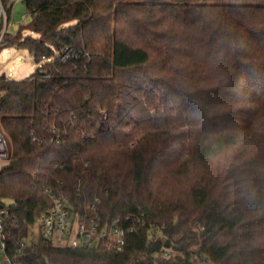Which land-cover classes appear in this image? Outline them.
<instances>
[{
    "label": "trees",
    "instance_id": "1",
    "mask_svg": "<svg viewBox=\"0 0 264 264\" xmlns=\"http://www.w3.org/2000/svg\"><path fill=\"white\" fill-rule=\"evenodd\" d=\"M25 3L27 33L3 49L53 61L0 75L13 236L60 182L136 229L122 253L40 243L26 264H264V219L249 205L264 187V0ZM65 47L80 57L60 63Z\"/></svg>",
    "mask_w": 264,
    "mask_h": 264
},
{
    "label": "built area",
    "instance_id": "2",
    "mask_svg": "<svg viewBox=\"0 0 264 264\" xmlns=\"http://www.w3.org/2000/svg\"><path fill=\"white\" fill-rule=\"evenodd\" d=\"M28 0H0V48L7 35L14 36L13 12L18 2ZM80 54L71 47H65L58 55L60 63L78 59ZM47 59L46 62H52ZM42 67V65L40 66ZM42 78L49 79L51 70L41 69ZM57 133V129L52 127ZM52 140L60 141L59 134ZM32 141L40 143L37 136ZM10 149L0 121V173L8 164ZM81 183V181H80ZM49 205L43 210L21 239H15L12 228L15 226L11 216V204L0 199V264H26L31 252L40 248V243L62 248L104 249L122 253L125 251L127 234L134 232V226H126L121 218L104 219L99 205L100 199L80 205L66 193L62 182L57 188H47ZM79 199L81 196L79 195ZM129 221V217L127 218ZM165 258H171L169 250L164 251ZM44 264L52 263L48 257Z\"/></svg>",
    "mask_w": 264,
    "mask_h": 264
},
{
    "label": "rangeland",
    "instance_id": "3",
    "mask_svg": "<svg viewBox=\"0 0 264 264\" xmlns=\"http://www.w3.org/2000/svg\"><path fill=\"white\" fill-rule=\"evenodd\" d=\"M12 19L15 24V27L12 30L13 33H18L23 29V34H26L27 32L24 28L29 25L31 16L29 15L25 2H18L15 5ZM45 62L46 60L37 62L27 50H21L15 47L3 49V46L0 48V75L6 73L9 78L13 80L19 81L30 77ZM255 184L257 187L256 190H254L256 195L249 201V205L250 208L255 211L253 215L259 220L261 218L264 219V187L262 185L261 187L259 186L261 182L258 179L255 181ZM4 202L7 204L11 203L8 200H5ZM192 227L194 230L195 227L200 229V226L195 223L192 224ZM199 231H201V229ZM192 248L196 249L198 248V245H194Z\"/></svg>",
    "mask_w": 264,
    "mask_h": 264
},
{
    "label": "water",
    "instance_id": "4",
    "mask_svg": "<svg viewBox=\"0 0 264 264\" xmlns=\"http://www.w3.org/2000/svg\"><path fill=\"white\" fill-rule=\"evenodd\" d=\"M170 246H171V242H170V240H167V241H166V244H165V247H166V248H169Z\"/></svg>",
    "mask_w": 264,
    "mask_h": 264
}]
</instances>
